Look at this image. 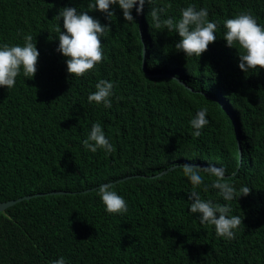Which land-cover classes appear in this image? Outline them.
I'll return each instance as SVG.
<instances>
[{"label":"trees","instance_id":"obj_1","mask_svg":"<svg viewBox=\"0 0 264 264\" xmlns=\"http://www.w3.org/2000/svg\"><path fill=\"white\" fill-rule=\"evenodd\" d=\"M89 2L0 0V42L22 44L30 33L39 52L31 79L21 74L12 89L0 88V202L66 193L1 212L0 264H49L60 256L68 264H264V70L241 72L239 49L222 39L223 20L237 13L250 11L264 25V0H156L164 18L192 4L221 22L199 57L176 51L178 37L153 26L151 5L139 16L133 10L130 24L119 9L106 21ZM64 7L88 11L110 28L101 37L102 61L72 80L55 51V16ZM99 79L114 83L110 109L87 101ZM202 107L209 124L194 137L189 120ZM97 121L111 138V154L82 147ZM185 163L201 167L204 184L195 190L203 199L242 217L234 239L217 237L187 213L193 188L182 174ZM213 165L249 194L226 202L217 190L204 191L214 178L203 169ZM101 184L124 197L127 213L104 211Z\"/></svg>","mask_w":264,"mask_h":264},{"label":"clouds","instance_id":"obj_2","mask_svg":"<svg viewBox=\"0 0 264 264\" xmlns=\"http://www.w3.org/2000/svg\"><path fill=\"white\" fill-rule=\"evenodd\" d=\"M145 5H151L148 15L156 29L163 27L166 31L175 32L178 39L174 48L184 56L199 57L207 50L208 45L217 39L216 32L221 22L208 19L207 7L196 8L195 5L189 4L179 9L177 18H164L166 8L158 6L156 0H90L88 8L99 12L106 21L119 9L122 20L131 24L135 22L133 10L135 15L139 16ZM88 13L78 11L76 7H64L55 16L54 31L58 34L55 38L58 41L55 51L65 58L66 73L71 80L88 74L103 59L101 37L110 30L109 24H102L99 19ZM222 27L225 47L239 49L237 68L243 73L264 70V25L257 23V19L249 11L225 18ZM33 39L30 33H24L22 44L0 42V88L12 89L16 78L21 74L30 79L34 76L39 52ZM94 88L95 90L88 94L87 101L110 109L114 83L111 80L99 79ZM207 112V108L202 107L189 120L194 137H200L201 130L209 124ZM82 147L90 153L102 150L105 155L114 151L111 138L106 136L102 124L98 121L91 124L86 139L82 141ZM181 169L193 188L187 193L190 202L187 213L195 214L199 224L212 226L217 237L226 241L234 239L236 231L242 225V217L231 214L228 204L203 199L195 190L204 184L200 166L185 163L181 165ZM203 171L214 178L204 185V191L209 188L217 190V195L226 202L249 194L248 186L241 185L237 189L235 185L225 182L223 166H208ZM237 191L239 196L236 195ZM97 195L107 214L123 215L128 212V203L112 185H99ZM49 264L68 262L60 256Z\"/></svg>","mask_w":264,"mask_h":264},{"label":"water","instance_id":"obj_3","mask_svg":"<svg viewBox=\"0 0 264 264\" xmlns=\"http://www.w3.org/2000/svg\"><path fill=\"white\" fill-rule=\"evenodd\" d=\"M140 31V30H139ZM144 48H143V56H144ZM143 70H144V67L142 66ZM182 86H184L186 89L192 91L189 87H187L183 82H179ZM237 147H238V153H239V161H240V143L239 141H237ZM175 167H170L169 169L167 170H164L162 171L161 173H159L157 176H160V175H163V174H166L167 172L173 170ZM135 176H130V177H124L120 180H118L117 182H120V181H123V180H126L128 178H133ZM94 190V189H92ZM88 191H91V190H86L85 192H88ZM62 195V194H66L65 192H62V191H56V192H49V193H42V194H34V195H31V196H24V197H20L18 199H15V200H9V201H5V202H0V213L1 212H4L6 209L14 206L15 204L23 201V200H30L31 198H34V197H39V196H44V195Z\"/></svg>","mask_w":264,"mask_h":264},{"label":"bare ground","instance_id":"obj_4","mask_svg":"<svg viewBox=\"0 0 264 264\" xmlns=\"http://www.w3.org/2000/svg\"><path fill=\"white\" fill-rule=\"evenodd\" d=\"M238 135V134H237ZM16 205V204H15Z\"/></svg>","mask_w":264,"mask_h":264}]
</instances>
